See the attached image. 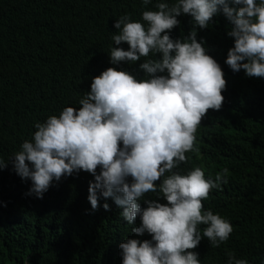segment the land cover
<instances>
[{
    "label": "trees",
    "instance_id": "trees-1",
    "mask_svg": "<svg viewBox=\"0 0 264 264\" xmlns=\"http://www.w3.org/2000/svg\"><path fill=\"white\" fill-rule=\"evenodd\" d=\"M157 2L0 0V159L7 160L31 140L36 122L58 116L65 107H79L91 79L113 67L108 54L116 47L111 39L114 20L124 14L139 20L142 11L155 10ZM177 19L179 24L169 32L173 40L194 27L187 14ZM230 30L222 13L207 28L197 27V41L203 38L207 54L224 73V100L219 110L209 109L197 127L198 150L187 152L186 161L173 171L200 167L206 178H214L228 169L227 183L211 190L202 204L229 220L233 231L219 247H211L206 238L200 241L193 251L201 264H226L228 254L262 264L264 78L248 77L242 69L233 72L224 63L234 42L227 35ZM119 47L127 49L126 43ZM140 62L118 67L142 77ZM93 179L85 171L62 176L38 199L26 194L30 181L21 180L11 164L0 170V264H121V242L151 239L130 231L112 198H99L92 210L87 189ZM147 196L166 203L153 193ZM134 226H139V218Z\"/></svg>",
    "mask_w": 264,
    "mask_h": 264
},
{
    "label": "clouds",
    "instance_id": "clouds-1",
    "mask_svg": "<svg viewBox=\"0 0 264 264\" xmlns=\"http://www.w3.org/2000/svg\"><path fill=\"white\" fill-rule=\"evenodd\" d=\"M154 8L142 11L139 20L128 14L114 20L116 47L108 54L113 67L91 79L79 107L36 122L31 140L0 159V170L11 164L21 180L30 181L26 194L38 199L62 176L88 172L94 178L87 189L92 210L99 198H112L130 231L151 237L121 242V264H201L193 249L205 238L219 247L233 226L202 204L211 190L227 183V168L214 178H206L200 167L173 171L187 152L198 150L197 127L224 100V73L207 54L203 38L197 41V27L207 28L222 13L234 41L224 63L233 72L242 69L248 77L264 78V0H159ZM182 14L192 17L194 27L173 40L169 32ZM137 61L142 77L118 67ZM148 193L166 203L149 199ZM137 218L139 226H134ZM226 264L248 262L228 254Z\"/></svg>",
    "mask_w": 264,
    "mask_h": 264
}]
</instances>
